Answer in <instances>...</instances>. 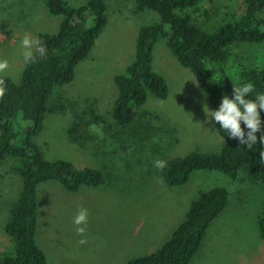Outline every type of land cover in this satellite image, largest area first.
<instances>
[{
    "label": "rangeland",
    "instance_id": "1",
    "mask_svg": "<svg viewBox=\"0 0 264 264\" xmlns=\"http://www.w3.org/2000/svg\"><path fill=\"white\" fill-rule=\"evenodd\" d=\"M67 1L79 5L87 0ZM45 2L0 0V57L9 59L8 69L0 76L19 80L25 66L20 45L25 33L37 36L57 31L61 17L49 14ZM106 4L105 29L88 58L78 64L73 81L54 89L48 104L51 111L34 139L46 159L97 169L105 177L103 184L81 187L74 193L53 181L38 186L35 238L48 263L126 264L133 257L154 253L169 240L200 192L225 187L228 203L207 228L190 264H264V241L257 224L263 184L252 182L243 173L233 181L218 171H195L186 184L169 186L154 166L156 159L193 151L215 152L223 142L215 121L209 122L203 111L205 104L212 109L210 103L164 40L154 47L152 66L166 79L167 98L149 95L131 125L123 129L114 125L111 112L117 87L112 78L132 61L138 28L158 21V15L135 13L133 0ZM203 4L214 13L197 15L198 23L213 32L222 24L215 11L231 8L233 0H203ZM232 51L234 58L225 70L233 83H238L241 65L264 69V42L238 43ZM88 107L101 115L102 122L96 125L102 135L90 130L92 123L79 124L78 132L70 135L76 114L82 115ZM19 189V178L6 172V167L0 169V252L11 243L3 226ZM81 206L88 209L83 237L72 223Z\"/></svg>",
    "mask_w": 264,
    "mask_h": 264
},
{
    "label": "trees",
    "instance_id": "2",
    "mask_svg": "<svg viewBox=\"0 0 264 264\" xmlns=\"http://www.w3.org/2000/svg\"><path fill=\"white\" fill-rule=\"evenodd\" d=\"M107 1L87 0L71 5L67 0H46L49 14L61 17L56 32L37 35L46 46V57L25 63L18 81L0 76L6 87L0 95V169L6 167V172L20 180V189L10 202L3 226L11 243L0 252V264H49L35 238L41 183L57 182L67 192L74 193L81 187H97L105 181L97 169H80L64 159H46L34 139L43 129L46 113L51 111L48 104L54 89L73 81L78 64L88 58L105 29ZM133 1L135 13L152 11L158 15V21L138 28L132 61L112 78L117 95L111 116L118 128H126L135 121L149 95L160 100L168 96L166 79L152 66L154 47L160 40L165 41L179 64L191 72L212 109L218 107L223 94L232 95L233 82L225 70L234 58L232 47L238 43L264 42V0H233L231 8L215 11L222 24L213 32L205 31L198 23L197 15L203 13L208 17L214 13L205 9L203 0ZM244 82L254 85L250 95L264 91V69L241 65L238 83ZM85 116L89 117L87 121ZM261 119L264 121V112ZM74 120L68 131L70 135L78 132L79 124L102 122L101 115L92 107L86 108L82 115L76 114ZM215 130L223 140L220 148L215 152L193 151L166 159V167L160 169L165 183L182 186L195 171H218L233 181L243 173L252 182L264 185V161L259 158L264 145L258 142L248 149L219 129L217 122ZM260 134L257 133L258 138ZM228 200L225 187L200 192L161 248L133 257L126 264H190L207 228ZM257 224L264 241V199Z\"/></svg>",
    "mask_w": 264,
    "mask_h": 264
},
{
    "label": "clouds",
    "instance_id": "3",
    "mask_svg": "<svg viewBox=\"0 0 264 264\" xmlns=\"http://www.w3.org/2000/svg\"><path fill=\"white\" fill-rule=\"evenodd\" d=\"M23 47V61L26 64L33 63L38 57H46L47 49L38 36L25 33L20 40ZM9 67V59L0 57V72H4ZM6 91L4 81L0 80V95ZM254 85L251 82L233 83L232 95L223 94L220 103L216 109H209L207 104L203 106L206 119L219 124V129L223 130L229 137L235 138L241 145L251 149L253 145L259 142L264 145V130L261 119V113L264 112V91L253 93ZM243 123L244 127H241ZM90 130L97 135H102V129L96 124H91ZM260 132L259 138L257 133ZM259 158L264 161V148L259 150ZM154 166L158 169H164L167 161L156 159L153 161ZM88 222V209L79 207L78 211L72 218V223L76 225L77 233L83 234L86 231ZM85 240L82 238L81 243Z\"/></svg>",
    "mask_w": 264,
    "mask_h": 264
},
{
    "label": "crops",
    "instance_id": "4",
    "mask_svg": "<svg viewBox=\"0 0 264 264\" xmlns=\"http://www.w3.org/2000/svg\"><path fill=\"white\" fill-rule=\"evenodd\" d=\"M175 58V57H174Z\"/></svg>",
    "mask_w": 264,
    "mask_h": 264
}]
</instances>
